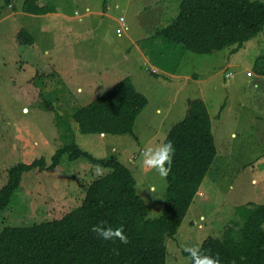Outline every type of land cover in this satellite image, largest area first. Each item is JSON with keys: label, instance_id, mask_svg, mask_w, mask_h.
Segmentation results:
<instances>
[{"label": "rangeland", "instance_id": "obj_1", "mask_svg": "<svg viewBox=\"0 0 264 264\" xmlns=\"http://www.w3.org/2000/svg\"><path fill=\"white\" fill-rule=\"evenodd\" d=\"M180 1L40 0L53 11L40 16L23 12L24 0H0V190L18 164L44 158L48 167L73 134L82 151L115 157L130 170L148 218L156 219L166 181L143 165V152L163 144L189 100L204 102L217 154L176 235L165 240V264H190L184 245L199 248L208 236L221 237L225 226L241 223L238 207L264 203V76L255 71L264 32L234 54L232 47L184 51L156 35L178 15ZM22 29L32 47L18 45ZM124 78L148 101L135 137L80 134L70 115ZM105 173L67 154L55 169L24 173L0 212V231L59 220Z\"/></svg>", "mask_w": 264, "mask_h": 264}, {"label": "trees", "instance_id": "obj_2", "mask_svg": "<svg viewBox=\"0 0 264 264\" xmlns=\"http://www.w3.org/2000/svg\"><path fill=\"white\" fill-rule=\"evenodd\" d=\"M38 1L25 0L23 12L40 16L53 12ZM263 29L262 0H181L178 15L156 35L199 55L230 47L234 54ZM16 41L20 47L34 45L25 29L18 32ZM255 71L264 76V53L256 59ZM147 103L132 81L124 78L70 116L82 135L135 137L134 122ZM169 141L175 152L165 179L164 206L156 219L148 218L130 170L115 157L96 159L82 151L73 134L54 153L48 167L40 158L11 168L0 190V212L8 207L24 173L55 169L65 154L71 161L84 159L106 173L87 186L81 205L59 220L4 227L0 231V264H165V240L176 235L217 154L210 117L201 99L187 102L184 119L169 130L163 143ZM236 212L241 223L225 226L221 237L204 239L200 254L218 258L220 264H264V203H249ZM96 225L122 229L128 242L100 239L92 231ZM190 264H194L191 259Z\"/></svg>", "mask_w": 264, "mask_h": 264}, {"label": "clouds", "instance_id": "obj_3", "mask_svg": "<svg viewBox=\"0 0 264 264\" xmlns=\"http://www.w3.org/2000/svg\"><path fill=\"white\" fill-rule=\"evenodd\" d=\"M26 111L27 109H25V112ZM174 152L175 149L170 141L163 143L161 146L155 149L147 148L143 152V165L148 169L155 170V172L162 179H166L171 171ZM97 174H100L99 169L97 170ZM149 191L155 192L156 189L155 187H151ZM92 231L104 241L119 239L121 243L126 244L128 242L127 238L122 234V229L114 230L112 228L96 225L92 228ZM183 251L188 253L189 258L194 262V264H220L218 258L213 259L207 256H202L199 252V249L194 246L184 245Z\"/></svg>", "mask_w": 264, "mask_h": 264}, {"label": "built area", "instance_id": "obj_4", "mask_svg": "<svg viewBox=\"0 0 264 264\" xmlns=\"http://www.w3.org/2000/svg\"><path fill=\"white\" fill-rule=\"evenodd\" d=\"M128 30V27L123 23L122 24V29H121V31H127ZM230 75L229 74H227L226 75V77L228 78Z\"/></svg>", "mask_w": 264, "mask_h": 264}, {"label": "crops", "instance_id": "obj_5", "mask_svg": "<svg viewBox=\"0 0 264 264\" xmlns=\"http://www.w3.org/2000/svg\"><path fill=\"white\" fill-rule=\"evenodd\" d=\"M25 1V0H24ZM100 136H103V135H100Z\"/></svg>", "mask_w": 264, "mask_h": 264}]
</instances>
